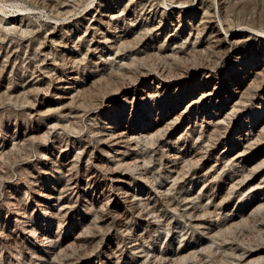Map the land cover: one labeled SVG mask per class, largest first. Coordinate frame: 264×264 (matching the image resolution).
Segmentation results:
<instances>
[{
    "label": "rangeland",
    "instance_id": "374dc122",
    "mask_svg": "<svg viewBox=\"0 0 264 264\" xmlns=\"http://www.w3.org/2000/svg\"><path fill=\"white\" fill-rule=\"evenodd\" d=\"M0 264H264V0H0Z\"/></svg>",
    "mask_w": 264,
    "mask_h": 264
}]
</instances>
